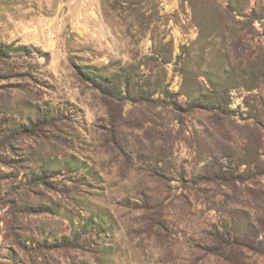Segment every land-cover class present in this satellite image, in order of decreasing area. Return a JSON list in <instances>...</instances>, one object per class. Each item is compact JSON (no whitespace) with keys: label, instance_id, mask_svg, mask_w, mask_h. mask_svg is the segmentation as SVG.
Here are the masks:
<instances>
[{"label":"rangeland","instance_id":"obj_1","mask_svg":"<svg viewBox=\"0 0 264 264\" xmlns=\"http://www.w3.org/2000/svg\"><path fill=\"white\" fill-rule=\"evenodd\" d=\"M1 46L0 264H264V0H0Z\"/></svg>","mask_w":264,"mask_h":264},{"label":"trees","instance_id":"obj_2","mask_svg":"<svg viewBox=\"0 0 264 264\" xmlns=\"http://www.w3.org/2000/svg\"><path fill=\"white\" fill-rule=\"evenodd\" d=\"M9 50H10L9 46H1L0 52L2 55H5V54L9 53ZM86 77L88 79H90L93 83H95L96 87L98 89H100L101 92H104V89H103L104 87L102 86L103 83H100L102 78H99V76H96L93 73L86 74ZM104 86L107 87L106 85H104ZM39 128H40V125H39V123H37L35 125H32L31 127L24 128L22 130V132L26 133L28 135H34L37 131H39Z\"/></svg>","mask_w":264,"mask_h":264}]
</instances>
